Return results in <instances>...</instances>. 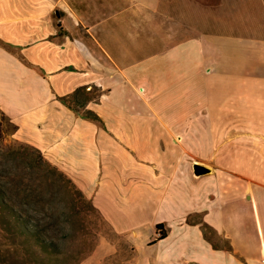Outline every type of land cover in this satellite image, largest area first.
I'll use <instances>...</instances> for the list:
<instances>
[{
  "label": "crops",
  "instance_id": "0c3cea01",
  "mask_svg": "<svg viewBox=\"0 0 264 264\" xmlns=\"http://www.w3.org/2000/svg\"><path fill=\"white\" fill-rule=\"evenodd\" d=\"M192 5L0 0V114L125 237L119 264H264V38L192 30L224 23Z\"/></svg>",
  "mask_w": 264,
  "mask_h": 264
},
{
  "label": "rangeland",
  "instance_id": "374dc122",
  "mask_svg": "<svg viewBox=\"0 0 264 264\" xmlns=\"http://www.w3.org/2000/svg\"><path fill=\"white\" fill-rule=\"evenodd\" d=\"M193 2H196L197 7L204 9L200 11L194 9L192 5L194 15L196 11L204 13L205 10H210L221 16L224 23L218 25L192 23V30L197 27L219 28L234 35L264 38V0H227L221 7L220 0H192ZM12 133L13 125L0 114V174L4 176L10 168L15 170L17 162L12 160L2 147L10 148L24 144L15 141ZM202 166L208 169V173L204 175L213 173L212 168ZM45 176L47 181H44L34 193L44 209L33 207L35 212L29 210L28 213L42 218L41 224L45 226L46 241L54 242L62 248L72 249L74 252L78 250L84 253L78 264H119V259L128 253L125 237L115 232L85 197L88 206L79 205L78 216H74L66 206L68 194L65 189L55 182L52 175L45 174Z\"/></svg>",
  "mask_w": 264,
  "mask_h": 264
},
{
  "label": "trees",
  "instance_id": "16d2710c",
  "mask_svg": "<svg viewBox=\"0 0 264 264\" xmlns=\"http://www.w3.org/2000/svg\"><path fill=\"white\" fill-rule=\"evenodd\" d=\"M80 91V89L76 90L73 95L62 101L84 119L100 122L93 112L82 110L85 101L78 100L77 95ZM69 99H72L70 103L67 102ZM2 149L17 162V165L14 171L10 168L5 176L0 174V264H78L84 253L78 250L74 252L72 249L62 248L54 242L46 241L45 226L41 224L42 218H37L28 211L34 210L33 207L43 208L34 193L44 181H47L45 174L52 175L55 182L65 189L68 194L66 206L74 216H78L79 205L86 206L84 196L35 148L19 144ZM156 229L159 238H163L160 225H156Z\"/></svg>",
  "mask_w": 264,
  "mask_h": 264
},
{
  "label": "water",
  "instance_id": "95a60500",
  "mask_svg": "<svg viewBox=\"0 0 264 264\" xmlns=\"http://www.w3.org/2000/svg\"><path fill=\"white\" fill-rule=\"evenodd\" d=\"M193 171L195 175H203L205 173H208V169L198 164L193 165Z\"/></svg>",
  "mask_w": 264,
  "mask_h": 264
}]
</instances>
